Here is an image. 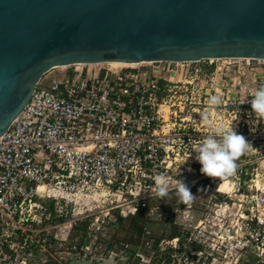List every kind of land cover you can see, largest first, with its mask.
<instances>
[{
  "label": "built area",
  "instance_id": "obj_1",
  "mask_svg": "<svg viewBox=\"0 0 264 264\" xmlns=\"http://www.w3.org/2000/svg\"><path fill=\"white\" fill-rule=\"evenodd\" d=\"M60 69L67 70L66 76L44 75L26 108L0 137V264L57 262L59 228L73 230L88 222L91 234V213L75 214L74 208L100 202L94 197L112 196V209L125 206L131 209L128 214L139 208L152 212L160 198L154 191L158 174L168 179V195L175 193L177 179L188 186L203 180L206 193L215 190V206L236 210L224 217L226 227L186 231L184 261L205 258L202 263L209 264L223 258L240 264L248 257L264 264V175L252 177L248 153L226 178H208L195 168L200 165L195 160L199 143L220 125L245 136L253 146L249 154L264 167V121L253 127L256 117L249 103L264 86V61ZM212 96L222 103L210 105ZM190 174L196 178L188 181ZM223 182L230 191L219 190ZM221 194L230 201L221 200ZM98 221L104 219L96 217ZM172 240L175 248L179 239Z\"/></svg>",
  "mask_w": 264,
  "mask_h": 264
},
{
  "label": "water",
  "instance_id": "obj_2",
  "mask_svg": "<svg viewBox=\"0 0 264 264\" xmlns=\"http://www.w3.org/2000/svg\"><path fill=\"white\" fill-rule=\"evenodd\" d=\"M264 61V0H0V137L78 64Z\"/></svg>",
  "mask_w": 264,
  "mask_h": 264
},
{
  "label": "rangeland",
  "instance_id": "obj_3",
  "mask_svg": "<svg viewBox=\"0 0 264 264\" xmlns=\"http://www.w3.org/2000/svg\"><path fill=\"white\" fill-rule=\"evenodd\" d=\"M66 71L60 68L52 70L47 73L45 79L62 78L66 76ZM249 152L251 150L246 153H248L249 161L252 162L250 168L254 169L252 177L254 178L255 174H258L259 179V175H264V167L259 164V161L255 162L256 156ZM193 175H188L187 180L195 179L196 177ZM203 182L205 183L202 180L200 183L189 186L195 196L190 203H182L176 193L168 195L164 201L160 198L157 199L156 207L152 212L146 211V217L149 219L146 231H149V234L146 235L147 239L140 242L126 243L129 241V221L126 219L123 223H118L115 218L117 215L126 216L131 209L125 206L112 209L116 203L112 196L94 197L95 200L100 199L98 200L100 202L96 203L94 200H90L87 206L77 205L74 208L75 214L86 211L92 215L89 222L91 234L82 238L80 230H72L67 225L59 228L57 233L59 241L56 245V249L59 250L55 258L60 264H203L202 261H207L205 258L199 263L196 260L193 262L184 261V258H181L184 254L182 244L176 243V247L173 248L171 245L175 243V240L170 241L167 238L171 231L176 230L184 235L186 231L194 232V227H198L199 230L204 228V230L215 231L218 229V225L227 226L224 217L236 213L233 207L225 209V207L215 206L211 201V195L215 193V190L211 187L206 193L203 189ZM221 197V200L230 201L222 194ZM96 217H100V220L104 219V222H95ZM199 219H202L201 226L198 225ZM96 227H99V230L96 231ZM157 239L160 240L156 243ZM80 241H82L81 244H79ZM83 242L84 244H82ZM147 242L148 244H146ZM182 243L185 244V240ZM67 246L74 247L67 249ZM207 253L210 252L207 251ZM42 259L44 260L45 257L43 256ZM240 261L238 262L240 264L255 262L253 258L248 257ZM209 262V264H230V259L217 258L215 261L209 260Z\"/></svg>",
  "mask_w": 264,
  "mask_h": 264
},
{
  "label": "clouds",
  "instance_id": "obj_4",
  "mask_svg": "<svg viewBox=\"0 0 264 264\" xmlns=\"http://www.w3.org/2000/svg\"><path fill=\"white\" fill-rule=\"evenodd\" d=\"M221 103L222 100L219 96H212L209 100V104L212 106ZM249 103L252 113L256 117L253 122V127H255L256 124L264 121V86L255 90ZM203 122L208 123L206 115L203 117ZM252 148V144L246 137L239 134L233 126L220 125L216 127L215 135H209L199 143L195 160L201 165V174L206 177L212 179L226 178L235 172L236 161ZM175 185L176 196L182 203H190L195 198L189 186L183 180L177 179ZM154 191L160 198L168 195L169 182L164 174L155 176Z\"/></svg>",
  "mask_w": 264,
  "mask_h": 264
},
{
  "label": "trees",
  "instance_id": "obj_5",
  "mask_svg": "<svg viewBox=\"0 0 264 264\" xmlns=\"http://www.w3.org/2000/svg\"><path fill=\"white\" fill-rule=\"evenodd\" d=\"M195 168H197L200 172V168L201 166H195ZM168 196V195H167ZM163 197L161 198L163 201L164 199L167 197ZM146 209H141L139 208L136 212L132 213V214H128L127 216L125 217H121L119 215L116 216V221L118 223H123L126 219H128L129 221V241H127L126 243H129V242H140L141 240H145L147 239L148 236H146L145 232H146V224L149 222L148 220V217H146ZM88 225V222H84V223H81L77 226H75L73 228V230H80L82 232V238L83 237H86V235L84 234V232L86 231V227ZM186 233L183 235L182 233H178L176 230L174 231H171L170 234L168 235V239L169 240H172V239H175V238H178L179 239V244L181 245L183 240H185V236ZM160 239H157L156 240V243L159 241ZM82 241L79 242V244H81ZM143 243V242H142ZM84 244V242L82 243ZM111 246V245H110ZM156 246V245H154ZM193 247V250L197 251L198 250V247L193 244L192 245ZM195 256H191V259H194ZM49 264H52V263H49ZM248 264V263H246ZM252 264V263H250ZM254 264V263H253Z\"/></svg>",
  "mask_w": 264,
  "mask_h": 264
},
{
  "label": "bare ground",
  "instance_id": "obj_6",
  "mask_svg": "<svg viewBox=\"0 0 264 264\" xmlns=\"http://www.w3.org/2000/svg\"><path fill=\"white\" fill-rule=\"evenodd\" d=\"M108 65L113 66V67H122V66L134 65V64H126V63H120V62H111V63H108ZM42 190H43V188L41 187L39 189V191H42ZM219 190L220 191H225V192L230 191L229 184L227 182H223L220 185Z\"/></svg>",
  "mask_w": 264,
  "mask_h": 264
},
{
  "label": "flooded vegetation",
  "instance_id": "obj_7",
  "mask_svg": "<svg viewBox=\"0 0 264 264\" xmlns=\"http://www.w3.org/2000/svg\"><path fill=\"white\" fill-rule=\"evenodd\" d=\"M84 234L86 235L87 234V232L85 231L84 232ZM85 238V237H84ZM72 247H74V246H67V249H70V248H72ZM59 250V249H58ZM54 264H59V261H58V259H57V262H55Z\"/></svg>",
  "mask_w": 264,
  "mask_h": 264
}]
</instances>
